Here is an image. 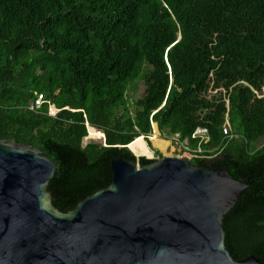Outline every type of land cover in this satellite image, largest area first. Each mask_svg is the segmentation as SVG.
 I'll return each mask as SVG.
<instances>
[{
	"label": "trees",
	"instance_id": "trees-1",
	"mask_svg": "<svg viewBox=\"0 0 264 264\" xmlns=\"http://www.w3.org/2000/svg\"><path fill=\"white\" fill-rule=\"evenodd\" d=\"M262 87L264 0H0V138L54 161L46 189L60 211L109 183L114 155L149 162L154 122L186 140L191 163L246 184L222 215L223 244L264 264ZM37 92L46 101L31 108Z\"/></svg>",
	"mask_w": 264,
	"mask_h": 264
},
{
	"label": "water",
	"instance_id": "water-1",
	"mask_svg": "<svg viewBox=\"0 0 264 264\" xmlns=\"http://www.w3.org/2000/svg\"><path fill=\"white\" fill-rule=\"evenodd\" d=\"M109 168L107 185L60 211L46 189L54 161L0 138V264H259L223 244L222 215L246 186L224 166L179 153L114 155Z\"/></svg>",
	"mask_w": 264,
	"mask_h": 264
},
{
	"label": "built area",
	"instance_id": "built-area-1",
	"mask_svg": "<svg viewBox=\"0 0 264 264\" xmlns=\"http://www.w3.org/2000/svg\"><path fill=\"white\" fill-rule=\"evenodd\" d=\"M257 95H263L262 93ZM44 101H46L44 94L42 92H37L34 94V97L32 99V104L30 105L31 108H38ZM57 108L50 102L47 103V113L49 115H53ZM86 127V133H87V127L89 126L87 122H84ZM228 123L227 120L224 118L223 123L221 124V132L223 135H228L229 133ZM191 136L198 137L199 141H206L207 135H206V128L204 126H196L194 130L191 133ZM86 137V135H85ZM169 143L171 145V152L175 154L183 153L185 156L190 158L193 155V150L187 147L186 140L179 139L177 137V134L174 133L169 136ZM199 150V148H196Z\"/></svg>",
	"mask_w": 264,
	"mask_h": 264
},
{
	"label": "rangeland",
	"instance_id": "rangeland-1",
	"mask_svg": "<svg viewBox=\"0 0 264 264\" xmlns=\"http://www.w3.org/2000/svg\"><path fill=\"white\" fill-rule=\"evenodd\" d=\"M143 90V84L140 79H135L132 82L129 83L127 89H126V96L127 100L130 101L132 100L135 96H140L141 92ZM261 93L264 95V87H262ZM101 132V131H100ZM156 132L154 131L153 135L150 137L151 142L153 143L154 146H157L158 148L165 146L167 142H162L159 139H157L154 134ZM162 134V133H161ZM92 138V137H91ZM94 141L101 142L102 141V135L97 137V138H92ZM262 142V139L257 140V146ZM161 149V148H160ZM161 155L163 154H175V153H168V151H164L160 153ZM134 156H137L133 154ZM139 155H144V154H139ZM138 155V156H139ZM147 157V156H145ZM153 158V157H152Z\"/></svg>",
	"mask_w": 264,
	"mask_h": 264
},
{
	"label": "crops",
	"instance_id": "crops-1",
	"mask_svg": "<svg viewBox=\"0 0 264 264\" xmlns=\"http://www.w3.org/2000/svg\"><path fill=\"white\" fill-rule=\"evenodd\" d=\"M150 132L146 135L150 147L147 146L148 150H149V155H143V156H147L148 158H152V157H156L159 155H161L160 153L164 152V151H168V153H172L171 151V145L169 143V137L164 138L163 136L160 135V133L158 132L156 125L154 122L150 123ZM156 129V133L154 134V136L159 139L162 142H167L166 145L163 148V151L161 149H159L157 146H154L153 143L151 142L150 137L153 135L154 131Z\"/></svg>",
	"mask_w": 264,
	"mask_h": 264
}]
</instances>
